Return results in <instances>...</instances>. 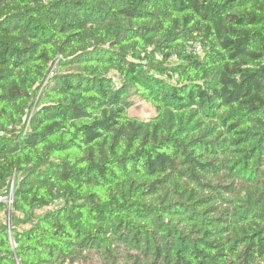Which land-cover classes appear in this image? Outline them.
Listing matches in <instances>:
<instances>
[{"label":"trees","instance_id":"16d2710c","mask_svg":"<svg viewBox=\"0 0 264 264\" xmlns=\"http://www.w3.org/2000/svg\"><path fill=\"white\" fill-rule=\"evenodd\" d=\"M13 180L0 264H264V0H0Z\"/></svg>","mask_w":264,"mask_h":264},{"label":"built area","instance_id":"2783aa9c","mask_svg":"<svg viewBox=\"0 0 264 264\" xmlns=\"http://www.w3.org/2000/svg\"><path fill=\"white\" fill-rule=\"evenodd\" d=\"M195 50L201 52V46L195 45ZM13 202H14V180L12 181L9 190L0 191V204L2 205L0 207V224L7 222L8 226H10L9 214ZM4 216L7 217V220H3Z\"/></svg>","mask_w":264,"mask_h":264},{"label":"rangeland","instance_id":"374dc122","mask_svg":"<svg viewBox=\"0 0 264 264\" xmlns=\"http://www.w3.org/2000/svg\"><path fill=\"white\" fill-rule=\"evenodd\" d=\"M130 116H136L139 118H143V119H149L150 117L155 115V109L154 107L146 102H139L136 105H134L133 107H131L128 111ZM6 216H4L3 220H5ZM85 264H99L97 262V260H92L89 263H85Z\"/></svg>","mask_w":264,"mask_h":264}]
</instances>
